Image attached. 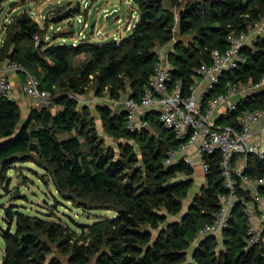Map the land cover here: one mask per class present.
<instances>
[{"label": "trees", "instance_id": "trees-1", "mask_svg": "<svg viewBox=\"0 0 264 264\" xmlns=\"http://www.w3.org/2000/svg\"><path fill=\"white\" fill-rule=\"evenodd\" d=\"M6 1L0 0V6ZM131 1L138 19L119 40L55 45L44 40L47 26L27 12L5 26L0 62L17 61L35 74L50 99L29 108L25 119L15 97L0 100V189H7V172L15 163L32 162L74 206L111 210L115 216L77 231L62 220L10 206L8 227L1 230L0 264H62L55 253L65 256L67 264H264V244L247 240L243 206L252 200L247 189L238 186L232 218L219 237L200 234L225 192L219 154L207 157L205 183L183 210L194 169L183 159L165 164L181 141L161 124L157 112H148L146 126L131 131L122 106L96 105L112 145L99 133L89 107L79 103L92 87L95 95L111 100H139L159 59L158 48L166 45L171 46L172 81L182 80L188 93L195 70L211 62L214 49L228 47L229 34L247 33L264 19V0ZM72 30L54 39L69 37ZM241 52L246 62L225 72L212 94L264 76V37L257 36ZM263 97L264 87L255 90L237 113L261 108ZM243 175L250 180L264 176V158L249 155ZM259 191L264 194V187Z\"/></svg>", "mask_w": 264, "mask_h": 264}, {"label": "built area", "instance_id": "built-area-1", "mask_svg": "<svg viewBox=\"0 0 264 264\" xmlns=\"http://www.w3.org/2000/svg\"><path fill=\"white\" fill-rule=\"evenodd\" d=\"M260 22L247 33L229 34L228 47L223 51L214 49L211 62L202 63L195 70V83L188 93L184 91L182 80L172 81L170 64L162 56L156 62L139 100H115L124 107L129 130L138 131L145 127V115L155 110L161 124L181 141L176 150L169 152L165 164L181 156L186 164L199 165L206 176L210 170L207 157L219 154L225 192L220 197L212 222L207 223L200 234L221 235L232 218L239 186L249 190L252 197L243 206L249 245L264 244V194L259 191L260 187H264V176L250 180L243 175L249 155L264 158V97L261 108L241 113L237 111L242 100L264 87V76L254 84L232 83L224 90L212 93L225 72L235 70L246 62L241 50L257 36L264 37V21ZM35 40L37 43L38 38L35 37ZM11 73L23 76L21 91L29 108H39L48 103L50 92L40 87L35 74L14 60L4 61L0 68V100L15 97ZM228 117H231L232 122H218ZM192 147L194 151H191Z\"/></svg>", "mask_w": 264, "mask_h": 264}, {"label": "rangeland", "instance_id": "rangeland-1", "mask_svg": "<svg viewBox=\"0 0 264 264\" xmlns=\"http://www.w3.org/2000/svg\"><path fill=\"white\" fill-rule=\"evenodd\" d=\"M69 8L72 11L68 18L57 22L51 21L52 16ZM115 10L118 14L112 17L111 24H109L105 15ZM21 12L29 13L40 26H47L44 40L55 45H75L85 39L94 43L119 40L130 33L137 17L136 6L131 0H7L0 6V38L4 37L6 24ZM45 21L46 23H44ZM71 28L73 29L71 36L54 39L61 32H69ZM170 48V45H166L158 50L161 49L159 53L165 55ZM79 103L89 107L95 117L97 129L105 138L106 143L115 145V142L103 131L95 110L96 104H110L106 97H96L94 87H92L85 95L79 97ZM21 109L23 111L22 118H24V107ZM14 166L15 168L7 172L10 178L7 189H0V262L4 255L1 230L8 227L5 212L10 206H15L14 210L25 213L62 220L77 231L81 225H89L98 219L115 216L111 210H83L74 206L71 201L62 198L57 193L50 178L42 179L46 175L32 162L15 163ZM192 167L194 169L192 188L195 185L193 189L198 191L199 187L205 183V176L199 165ZM191 193L190 191V197ZM188 202L189 199L184 201V208ZM13 228L14 225L11 229ZM55 255L62 264H67L65 256L59 253H55Z\"/></svg>", "mask_w": 264, "mask_h": 264}, {"label": "crops", "instance_id": "crops-1", "mask_svg": "<svg viewBox=\"0 0 264 264\" xmlns=\"http://www.w3.org/2000/svg\"><path fill=\"white\" fill-rule=\"evenodd\" d=\"M117 14H118V12H117ZM137 19H138V13H137V17L135 18V22L137 21ZM135 24V23H134ZM134 26V25H133ZM132 26V27H133ZM131 27V28H132ZM0 41H2V38H0ZM159 50H161V49H159ZM159 50H158V54H159V58H162V56H163V58H165V60L166 59H168V57H167V53L165 54V55H161L160 53H159ZM3 63H4V61L3 62H0V68L2 67V65H3ZM10 77H11V80L13 81V83H14V87H15V98H16V100H17V102L19 103V105H20V108H23L24 107V118L23 119H25L26 117H27V114H28V112H29V106H28V104H27V99H26V97H25V95L23 94V92L21 91V84L23 83V76L22 75H20V74H14V73H11L10 74ZM96 97H97V95H95ZM105 97H106V100L108 101V102H110V104H106V103H101V104H99V105H103V104H105V105H109V106H122V108L124 109V107H123V105L122 104H118V103H116L115 102V100H111L110 98H109V96L108 95H105ZM127 97L126 96H123L121 99H120V101H123V100H125ZM96 105H98V104H96ZM21 111H22V109H21ZM151 111H155V110H151ZM23 112V111H22ZM150 112V111H149ZM156 112V111H155ZM194 147H192L191 148V151H194ZM195 186V185H194ZM194 186H193V188H194ZM192 188V190L193 191H191L192 193H191V196L195 193V191H194V189ZM200 188V187H199ZM189 203V202H188ZM188 203L186 204V206L188 205ZM185 210V209H184Z\"/></svg>", "mask_w": 264, "mask_h": 264}, {"label": "water", "instance_id": "water-1", "mask_svg": "<svg viewBox=\"0 0 264 264\" xmlns=\"http://www.w3.org/2000/svg\"><path fill=\"white\" fill-rule=\"evenodd\" d=\"M71 11L72 10L69 8V9H67V10H65V11H63V12H61L59 14H56V15H54V16L51 17V21L52 22H57V21H61V20L65 19V18H68L70 16V12ZM116 14H117V11L115 10V11H113V12L108 13V14L105 15L106 16V20L108 21L109 24H111V19ZM179 159H181V156H179L177 158V160H179ZM190 180H193V178H190ZM190 191H192V188L190 189ZM67 196H69V197L71 196L72 198H74V195L73 194H70V193H67ZM189 197H190V192H189ZM191 197L190 198H187V199H189V201H190ZM187 199H185L184 201H186ZM184 205L185 204H183V210L187 208V206L184 208Z\"/></svg>", "mask_w": 264, "mask_h": 264}]
</instances>
